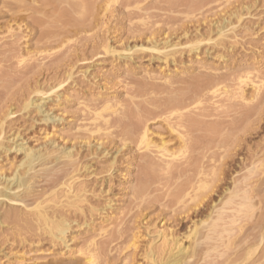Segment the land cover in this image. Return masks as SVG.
I'll return each mask as SVG.
<instances>
[{
    "label": "rangeland",
    "instance_id": "obj_1",
    "mask_svg": "<svg viewBox=\"0 0 264 264\" xmlns=\"http://www.w3.org/2000/svg\"><path fill=\"white\" fill-rule=\"evenodd\" d=\"M23 1L0 0V189L13 188L11 179L22 172L20 147L70 153L67 167L44 156L59 170L55 184L37 178L20 197L29 208L56 203L49 209L64 215L69 228L59 240L2 220L0 264H90L89 257L91 264H152L147 255L158 252V231L184 237L202 217L184 219L202 194L219 203L233 179L245 175L247 154L264 166V0ZM200 39L191 50L188 44ZM53 86L60 87L49 93ZM97 112L107 125L92 120ZM139 124L154 146L162 139L176 150L182 135L193 151L167 170L154 146L139 144ZM193 167L204 172L199 187ZM260 168L248 182L254 208L246 206L236 227L205 245L215 247L207 254L217 264L223 254L221 264H257L264 252L255 237L264 233ZM67 185L81 196V211L66 207ZM11 207L28 216L22 205ZM162 254L154 264L166 259ZM208 255L191 264L216 263Z\"/></svg>",
    "mask_w": 264,
    "mask_h": 264
},
{
    "label": "bare ground",
    "instance_id": "obj_2",
    "mask_svg": "<svg viewBox=\"0 0 264 264\" xmlns=\"http://www.w3.org/2000/svg\"><path fill=\"white\" fill-rule=\"evenodd\" d=\"M15 1H17V3L18 2L20 3L21 0H19V1L15 0ZM22 1H21L20 5L22 4ZM24 1H23V3H24ZM29 1H31V0H29ZM46 1L48 2V0H45V3H46ZM66 13H64V14H66ZM223 34H224L223 31L219 30V32L217 33V38L221 39L222 37L225 36ZM207 41L211 42V38L207 39ZM212 41L215 42V39ZM202 42H203V40H201V39L197 40V41L195 40V41L189 43L188 46H189V48H191V50L193 48L197 49V48H199V46L201 45ZM144 47H146V46H144ZM138 48H139V50H141L142 46L140 45V47H138ZM146 49L148 51L155 52L157 54H164L165 53L164 52L165 48L160 49V48H158L156 46H152V45L147 46ZM146 49H142V51L146 50ZM193 51H196V50H193ZM108 52L114 53L115 51L113 49H110ZM57 87H60V86L51 87L48 90L49 93H53V91L56 90ZM257 89H258L257 86H255L253 90L258 91L259 89L258 90ZM197 94H198V92H197ZM196 96H198V95H196ZM177 97L178 96H176V99H178ZM182 97H183V95H182ZM181 98H180V100H181ZM195 98H197V97H195ZM182 99H184V97ZM171 100L173 101V98ZM174 100H175V98H174ZM172 101H171V104L173 105V107H177L179 105V103H176L174 101L172 102ZM180 102H182V101H180ZM169 103H170V101H169ZM27 107H29V106L26 105L25 109ZM36 107L38 108V106H36ZM9 113H11V112H9ZM9 113H8V115H10ZM93 116H94V118H92L93 121L102 120L101 122H103L104 125H107V123H109V121H107L108 119H105L99 112L93 114ZM118 116H120L119 113H118ZM121 116H123V115H121ZM122 118H124V117H122ZM2 124L3 123L1 122V125ZM140 124L138 125V127H141ZM144 126H145V128L143 129L142 128L143 125H142V127H141L142 131L138 132V133H140V136H138V137H140L139 138V144L145 150H148L149 148H152V146H154V145H153L152 140L150 138V134L148 133L149 132L148 128L146 127V125H144ZM128 128H131V127H128ZM128 131H130L131 134L133 133L132 130H127V132ZM1 132L2 131L0 130V133ZM177 137L179 138V142H180L179 145L180 146L176 150H169V148L166 146L165 142L162 141V139L160 140L159 144L154 146V148L158 152L157 154L161 158H165V161L163 163H165L164 165H165V168L167 170L168 169H176L177 166L175 164L172 165L171 163L173 161L177 160V158H179V157L181 158L185 154L193 151V146L190 145L188 142H185L184 136L181 135L180 137L179 136H177ZM1 141H2V138H1ZM1 141H0V149L1 148L3 149L4 147H2V146H4V145H2L3 143H1ZM29 149H24V147L19 148V151L23 152L22 153L23 157L21 159L22 161L20 164V166L22 168V172L21 173L16 172L14 174L13 178L11 179V182H14V187L13 188L12 187H10V188L9 187H2L0 189V209L2 207H5V208L8 207L9 208L3 214L0 213L1 214L0 215V222L2 220H9V221L12 220L15 222L19 221V222L25 223V226L30 230L31 229L33 230L32 227H34V230H37V232H44V233L51 235L53 238L63 240L65 237V234L69 228V220L66 219V217L64 215L57 214L53 209H49V208H51L50 207L51 205H55L56 203L55 204L51 203L50 206H47V205H49V202H48V204H45L47 202L45 200H44L45 201L44 203H42V201H40L41 203L39 201L38 202L35 201L32 203L33 204L32 206L30 205L31 208H29L28 207L29 205H25L24 202L20 199L21 194L29 195L32 192L34 181L37 178H41L46 183H51V184L54 183L55 184V182L57 180V179L55 180V178H57V174L55 175V170H57V172L59 171L57 168H55V170H54V168L50 167V165H49V167L47 166V164L49 163L48 162L49 156H53V154L55 152L48 151L47 149H45L46 152L37 153L35 150L33 151V150H29ZM52 150H53V148H52ZM249 154H251V153H249ZM249 154L246 155L245 159L241 160L243 162L242 165H243V171H245V173H244L245 175H243V177L240 176L242 179L236 178V179H233V182L231 181L232 182L231 188L228 187V189L226 188L224 190L226 193V194L224 193L225 197L222 198V200L219 199L220 201L217 200V201H219V203L216 202L215 205H213L214 204L213 200L211 198L207 197L206 193L202 194V197L200 198L197 205L194 207V210L191 211V215L190 216L187 215L184 219L193 220V218H196V216H199V217L204 216V217L203 218L201 217V219H198L197 221L196 220L193 221L192 226L189 227L188 231H186L184 237L174 238V237H170V235H168V233L165 234L166 232L163 233L162 231H158V237H159V240L161 241V243H160V246L158 247L157 250H158V252L166 255V256H164V257H166V259L164 258L165 261H164V259L160 260V264H191V261L193 260V258L195 257L194 259H196V257H199V256H200L199 258L203 257L204 261H205V258H207V255H208L207 253L210 252L209 250H211V252H212L213 249L215 248L214 246H210L207 249V246H205V245H208L210 243V241H212L217 235L220 236V234L221 235L224 234L223 231H227L228 228L234 227L236 225V219L238 218V216L240 214H242L244 209L246 210L248 207H249V210H250V208H252V209L254 208V205H252V207H250L248 205L250 203V202H248L250 198H248V196H247V194H248L247 189L249 191V189H250L249 186H251V184L248 185V182L251 181V180L249 181V179L253 176V172L256 171V169L258 171L259 170L258 168H260V167L257 168L255 166V162L257 160L251 161V157H254V155L256 156V154L253 153L254 155L252 154V156ZM44 156L48 157L47 163H45L44 160H43V162L41 161L42 159L45 158ZM53 158L55 159L54 161L57 160V162H59L60 160H63V161H60L62 165H59V166L67 167V166H69V164H71L72 155L70 153L62 152L60 154V156H58V157L53 156ZM166 159H168V160H166ZM38 161H41V163H42L41 165H39V169H37L38 167L36 166V163ZM241 161H240V163H241ZM38 163H37V165H38ZM54 164L57 165L56 162ZM54 164L51 162V166ZM256 165H257V163H256ZM262 167H264V166L261 165V168ZM262 169L264 170V168H262ZM193 170L196 171V173ZM193 170L192 171L195 173V175H197L196 176L197 178L196 179L193 178V179L195 180L196 185L198 184L197 187H199V185L202 184V180H201L202 177L200 179L199 176L202 173L204 175V172H201V170L198 167H197V170H196V167H193ZM259 171H261V170H259ZM251 173H252V176H251ZM254 174H256V173H254ZM259 174H260V172H259ZM261 174H264V173L261 172ZM195 175H194V177H195ZM232 175H234V174H232ZM231 177H233V176H231ZM194 180H192V182ZM66 187L67 188H66L65 194H66L67 199L64 196V199H66V201H67L66 207L75 208L76 210L81 211V208L77 205L79 203L81 196L79 194H77V192H74L75 190L72 189V187L70 185H67ZM261 187H262V185H261ZM142 189L140 191H142ZM140 191H138V192H140ZM13 205H20V206L22 205L26 209V211H28L27 214L29 217L25 215L26 214L25 210H23L24 211L23 214H22V212H23L22 209L20 210L21 211L20 213L22 215L16 211H13L11 209L12 208L11 206H13ZM246 206H247V208H245ZM249 210L247 209V211H249ZM251 213H252V211H251ZM23 215H25V217L30 218L29 221L28 220L23 221L26 219V218L23 219L24 218ZM257 227H260V225L258 226V223H257ZM238 228H241V226ZM254 228L255 227H253L252 229H254ZM228 232H229V230H228ZM251 236H252V234H251ZM255 237H256V239L259 238L257 240V242H258L257 244H258V246L260 244H262L263 250H261V249L260 250L264 251V248H263V246H264V233L261 234L260 236L256 235ZM183 239L190 240L189 243L187 241V243H188L187 246L182 245ZM223 244H222V246H223ZM257 244L255 246L256 251L258 250ZM203 246H205V247H203ZM253 249L254 248L251 249V254H249V255L253 256L252 253L253 252L256 253V251ZM228 251H225V254H226V252H228L227 255H229V253L231 254L229 249H228ZM158 252L156 251V249L155 250H152V249L149 250V254L147 256L151 260L152 264L155 263V261H156L155 255H156V253L158 254ZM218 252L219 251H217L216 253H218ZM258 252H259V250H258ZM263 253L264 252H261V254H259V255L262 256ZM219 254L220 255L223 254L222 250H221V253H219ZM247 254L248 253L246 252V255ZM211 255H210V257L208 255L209 262L211 260H212V262L214 261V259L212 258ZM224 256L225 255L223 254V257ZM260 256H259V258H260ZM217 257H218V255H216V259H217ZM223 257L220 256V259H222L221 261H218V259H217V261L219 262L218 264H221L220 262L223 263L226 260V258H223ZM225 257H227V256H225ZM229 257L230 256H228V258ZM259 258H258V261L261 264V262H260L261 260H259ZM261 258H264V257H261ZM91 259H92L91 257H89L87 259L90 264L92 262ZM201 260L203 261V259H201ZM262 260H264V259H262ZM199 261H200V259H199ZM232 261H233V259L231 260V262ZM237 261L239 262V259ZM214 262H216V261H214ZM234 262H235V264L237 263L236 261H234ZM234 262H232V264ZM240 262H241V264L243 263L242 261H240ZM262 262H264V261H262ZM259 263L257 262V264H259ZM214 264H217V262ZM227 264H229V263H227ZM252 264H253V262H252Z\"/></svg>",
    "mask_w": 264,
    "mask_h": 264
}]
</instances>
